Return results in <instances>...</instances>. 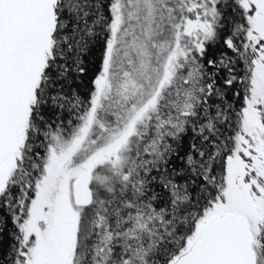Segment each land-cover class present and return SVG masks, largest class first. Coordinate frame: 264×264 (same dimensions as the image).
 Segmentation results:
<instances>
[{
    "label": "snow or ice",
    "instance_id": "obj_1",
    "mask_svg": "<svg viewBox=\"0 0 264 264\" xmlns=\"http://www.w3.org/2000/svg\"><path fill=\"white\" fill-rule=\"evenodd\" d=\"M0 264H264V0H0Z\"/></svg>",
    "mask_w": 264,
    "mask_h": 264
},
{
    "label": "trees",
    "instance_id": "obj_2",
    "mask_svg": "<svg viewBox=\"0 0 264 264\" xmlns=\"http://www.w3.org/2000/svg\"><path fill=\"white\" fill-rule=\"evenodd\" d=\"M222 50H223L222 45H217V46L213 47L212 49H210L207 58L218 57ZM92 63H94V60L92 61ZM91 75H92V71L86 72L83 77L78 78L73 84V87L77 88V91L80 93V95L82 97H86L89 93V89L91 87V85H90ZM229 95H231V93H229ZM189 143H190V138H186L185 141L182 143L181 148L179 149L180 155H183L184 152H186L188 150ZM170 167L180 168V167H182V162L179 159L174 158L170 164ZM7 227L9 229L11 228V222L10 221H9ZM7 241H8V237L5 234V242H4L5 247L7 246Z\"/></svg>",
    "mask_w": 264,
    "mask_h": 264
}]
</instances>
